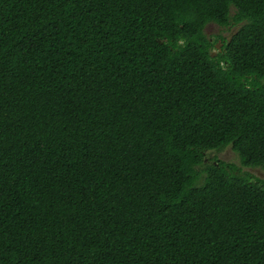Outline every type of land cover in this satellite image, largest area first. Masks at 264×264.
I'll use <instances>...</instances> for the list:
<instances>
[{"label":"trees","instance_id":"obj_1","mask_svg":"<svg viewBox=\"0 0 264 264\" xmlns=\"http://www.w3.org/2000/svg\"><path fill=\"white\" fill-rule=\"evenodd\" d=\"M243 167L264 0H0V264H264Z\"/></svg>","mask_w":264,"mask_h":264},{"label":"rangeland","instance_id":"obj_2","mask_svg":"<svg viewBox=\"0 0 264 264\" xmlns=\"http://www.w3.org/2000/svg\"><path fill=\"white\" fill-rule=\"evenodd\" d=\"M237 27L238 26H233V27H229V29H225L215 24H208L205 28V32L207 35L212 36V38H214L216 34H221L228 38L232 32L236 31ZM218 45L221 46L219 42L216 43V46ZM215 51L216 50L214 49L213 52ZM214 156L224 161H229V162H234L236 164H240L239 158L237 154L233 151L231 145H227L226 147H224L223 149L219 151H207L206 152L207 159L208 157L212 159ZM243 170L248 171L252 173L254 176L264 180V170L259 167H243Z\"/></svg>","mask_w":264,"mask_h":264},{"label":"water","instance_id":"obj_3","mask_svg":"<svg viewBox=\"0 0 264 264\" xmlns=\"http://www.w3.org/2000/svg\"><path fill=\"white\" fill-rule=\"evenodd\" d=\"M219 44H220V43H219ZM216 47H217L218 49H220V46H219V45L216 46ZM211 55L214 56V55H215V52H212Z\"/></svg>","mask_w":264,"mask_h":264}]
</instances>
